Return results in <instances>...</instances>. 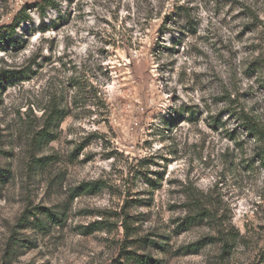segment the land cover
<instances>
[{"label":"rangeland","instance_id":"rangeland-1","mask_svg":"<svg viewBox=\"0 0 264 264\" xmlns=\"http://www.w3.org/2000/svg\"><path fill=\"white\" fill-rule=\"evenodd\" d=\"M51 1L0 0V264H264V0Z\"/></svg>","mask_w":264,"mask_h":264},{"label":"trees","instance_id":"trees-1","mask_svg":"<svg viewBox=\"0 0 264 264\" xmlns=\"http://www.w3.org/2000/svg\"><path fill=\"white\" fill-rule=\"evenodd\" d=\"M48 3H51V5H55V3L54 2H52L51 0H48ZM26 16H24V18H25ZM14 31H15V29L12 27V33H14ZM12 33H11V35H12ZM10 77H12V75L11 74H9L8 72H2L1 74H0V85L3 83V81L4 80H6V79H9ZM251 131H257L256 130V128L255 127H251V129H250Z\"/></svg>","mask_w":264,"mask_h":264}]
</instances>
